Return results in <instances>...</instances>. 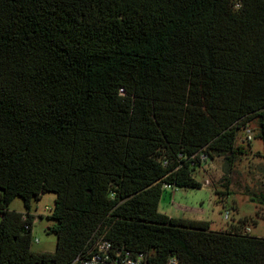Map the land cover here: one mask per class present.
I'll return each mask as SVG.
<instances>
[{
    "label": "trees",
    "instance_id": "trees-1",
    "mask_svg": "<svg viewBox=\"0 0 264 264\" xmlns=\"http://www.w3.org/2000/svg\"><path fill=\"white\" fill-rule=\"evenodd\" d=\"M253 118L264 159V0H0V264H81L98 237L154 264H264L244 222L157 209L207 159L229 168ZM45 191L56 241L35 251Z\"/></svg>",
    "mask_w": 264,
    "mask_h": 264
},
{
    "label": "rangeland",
    "instance_id": "rangeland-1",
    "mask_svg": "<svg viewBox=\"0 0 264 264\" xmlns=\"http://www.w3.org/2000/svg\"><path fill=\"white\" fill-rule=\"evenodd\" d=\"M247 122L253 128V132H256V120L253 118ZM236 134L235 143L241 144L244 152L236 156L229 168L222 155L207 159L196 166L192 172L194 177L201 182V186H175L173 193L169 191V188H162L157 209L173 215H188L184 211L178 213L172 210L170 203L172 204L173 201L197 207L199 210L194 215L207 219L210 228L216 230L227 229L229 221L246 216L243 221L246 223L244 227H249L252 234L264 237V204L250 199V196H257L264 192V159L259 154L262 142L259 138H252L249 140L251 141L249 146L244 140L242 130H238ZM80 153L82 158L86 156V159L89 147L83 148L82 146ZM204 179L207 180L206 183ZM214 189L217 191L215 192ZM54 195L52 191H45L39 197L30 199L28 211L34 216L31 224L30 248L32 250H54L55 233L48 230V227L55 222L49 216ZM8 206L17 211H26L20 196H14ZM224 211H227L226 218L223 217ZM239 225L242 227V224Z\"/></svg>",
    "mask_w": 264,
    "mask_h": 264
},
{
    "label": "built area",
    "instance_id": "built-area-1",
    "mask_svg": "<svg viewBox=\"0 0 264 264\" xmlns=\"http://www.w3.org/2000/svg\"><path fill=\"white\" fill-rule=\"evenodd\" d=\"M242 131L245 141L252 139V128L249 125L244 126ZM198 157L202 161L206 158V155L200 152L198 153ZM161 162L162 164L167 163L165 158ZM204 182L206 183L207 180L204 179ZM168 186V184H164V187ZM223 217H227V211H224ZM245 230L248 231L249 228L245 227ZM148 258L149 254L145 251L134 252L114 245L109 239L98 237L88 248L86 256L83 258L78 256L76 259H80L81 264H154ZM166 264H176V259L170 258Z\"/></svg>",
    "mask_w": 264,
    "mask_h": 264
},
{
    "label": "crops",
    "instance_id": "crops-1",
    "mask_svg": "<svg viewBox=\"0 0 264 264\" xmlns=\"http://www.w3.org/2000/svg\"><path fill=\"white\" fill-rule=\"evenodd\" d=\"M166 188H169V191L171 193H173V190H175V187H166ZM171 201V200H170ZM173 204V205H172ZM172 204L170 203L171 207H172V210L174 209L176 212L180 213L182 211L188 213V215H173L171 213H166L167 215L169 216H174V217H181V218H188V219H201V220H207V219H203L201 217H198L197 215H194L195 212H197V210H199V208L197 207H193L191 205H185V204H179V203H175V202H172ZM246 218V216H242V217H238L237 220H233V221H229L228 222V226L226 227H229L231 229L233 228H237V227H240L239 224H242L243 220ZM253 220V219H252ZM208 221V220H207ZM254 221V220H253ZM209 222V221H208ZM246 224V223H245ZM244 224V225H245ZM239 225V226H238ZM244 227V226H243ZM246 227V226H245ZM245 227L243 229H245ZM249 228V227H248ZM219 229V228H218ZM250 232V229L248 230ZM251 233V232H250Z\"/></svg>",
    "mask_w": 264,
    "mask_h": 264
},
{
    "label": "water",
    "instance_id": "water-1",
    "mask_svg": "<svg viewBox=\"0 0 264 264\" xmlns=\"http://www.w3.org/2000/svg\"><path fill=\"white\" fill-rule=\"evenodd\" d=\"M263 203H264V199H263Z\"/></svg>",
    "mask_w": 264,
    "mask_h": 264
}]
</instances>
